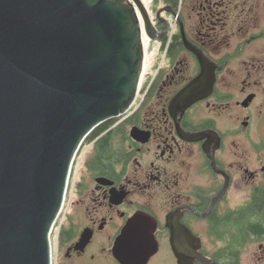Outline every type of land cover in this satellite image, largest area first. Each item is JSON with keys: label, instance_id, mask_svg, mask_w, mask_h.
Returning a JSON list of instances; mask_svg holds the SVG:
<instances>
[{"label": "flooded vegetation", "instance_id": "flooded-vegetation-1", "mask_svg": "<svg viewBox=\"0 0 264 264\" xmlns=\"http://www.w3.org/2000/svg\"><path fill=\"white\" fill-rule=\"evenodd\" d=\"M157 2L164 64L80 146L52 264H264V0Z\"/></svg>", "mask_w": 264, "mask_h": 264}, {"label": "water", "instance_id": "water-1", "mask_svg": "<svg viewBox=\"0 0 264 264\" xmlns=\"http://www.w3.org/2000/svg\"><path fill=\"white\" fill-rule=\"evenodd\" d=\"M143 61L128 0H0V264H52L77 152L132 107ZM212 84L203 72L172 107L184 110Z\"/></svg>", "mask_w": 264, "mask_h": 264}, {"label": "rangeland", "instance_id": "rangeland-1", "mask_svg": "<svg viewBox=\"0 0 264 264\" xmlns=\"http://www.w3.org/2000/svg\"><path fill=\"white\" fill-rule=\"evenodd\" d=\"M144 4L145 2L148 4L147 6V12L150 17V20L153 24V27L157 30L158 34H161V29L159 28L158 21L159 19L161 20V14L163 12H168L166 9L160 8L162 4L160 3H155V0H141ZM145 1V2H144ZM146 6V5H145ZM168 29H166V33H168L169 36H171L174 31H175V22L171 21V16L168 19ZM174 29V31H173ZM169 41H165V44H162L161 40L159 38L155 39L154 41L151 42L149 46V56H150V61L148 64V69L144 73V76H142V90L146 89L149 85V83L152 82L154 76L156 75V72L158 71L159 67H161L164 64L165 57H166V52H167V47ZM88 147L86 148V150ZM66 209V208H65ZM63 214L60 215L59 219L57 220V223L53 229L52 233V240L54 243L58 240V234L59 230L62 226V223L64 221V217L62 216Z\"/></svg>", "mask_w": 264, "mask_h": 264}, {"label": "bare ground", "instance_id": "bare-ground-1", "mask_svg": "<svg viewBox=\"0 0 264 264\" xmlns=\"http://www.w3.org/2000/svg\"><path fill=\"white\" fill-rule=\"evenodd\" d=\"M128 1H129V4L135 10V12H136V14L138 16L139 25H140V28H141V36H142V43H143V49H144V61H143L144 65H143L142 76H144V73L147 71L148 64H149V61H150L149 46H150L151 42L154 41V40H152L150 32H149V22H148V19H146L144 13H143L144 9L139 5V3H137L136 0H128ZM142 4H143V7L146 9V13H148L147 12L148 4L146 2H145V4L142 2ZM141 85H142V80L140 81L139 91H140ZM56 223H57V221L55 222V225H56ZM52 243H53V240H52Z\"/></svg>", "mask_w": 264, "mask_h": 264}, {"label": "built area", "instance_id": "built-area-1", "mask_svg": "<svg viewBox=\"0 0 264 264\" xmlns=\"http://www.w3.org/2000/svg\"><path fill=\"white\" fill-rule=\"evenodd\" d=\"M173 31H174V29H173ZM61 214H62V213H61ZM61 214H60V215H61ZM60 215H59V217H60ZM59 217H58V219H59ZM58 219H57V220H58ZM54 227H55V225H54ZM53 229H54V228H53ZM52 233H53V232H52ZM51 244H52V245L55 244L54 241H53V243H52V237H51Z\"/></svg>", "mask_w": 264, "mask_h": 264}]
</instances>
